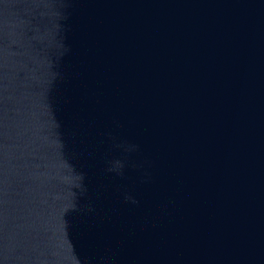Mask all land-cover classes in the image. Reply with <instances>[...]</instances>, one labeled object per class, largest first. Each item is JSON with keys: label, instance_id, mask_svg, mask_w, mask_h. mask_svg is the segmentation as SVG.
Listing matches in <instances>:
<instances>
[{"label": "water", "instance_id": "1", "mask_svg": "<svg viewBox=\"0 0 264 264\" xmlns=\"http://www.w3.org/2000/svg\"><path fill=\"white\" fill-rule=\"evenodd\" d=\"M0 264H264V0H0Z\"/></svg>", "mask_w": 264, "mask_h": 264}]
</instances>
